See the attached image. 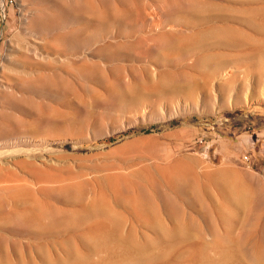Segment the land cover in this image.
Listing matches in <instances>:
<instances>
[{"label": "rangeland", "instance_id": "1", "mask_svg": "<svg viewBox=\"0 0 264 264\" xmlns=\"http://www.w3.org/2000/svg\"><path fill=\"white\" fill-rule=\"evenodd\" d=\"M1 3L0 264L264 246V0Z\"/></svg>", "mask_w": 264, "mask_h": 264}, {"label": "bare ground", "instance_id": "2", "mask_svg": "<svg viewBox=\"0 0 264 264\" xmlns=\"http://www.w3.org/2000/svg\"><path fill=\"white\" fill-rule=\"evenodd\" d=\"M219 179L225 186H228V189L231 193L234 192L235 195H237V197L240 198L241 202L243 203L246 202L247 196L244 194L245 193L243 190L244 185L241 182H239L227 169H223L220 171ZM98 210L108 218L114 219L115 217L113 213L108 211L107 209H98ZM38 211L30 212L26 218L28 220L37 221L38 219H40V217H42L41 211L39 212ZM54 218H55L54 215H49V219L53 220ZM242 244L243 243L241 237L233 238L229 235L221 236L219 252H218V256L215 258V262H217L218 264H229L233 260L238 259L244 253L249 257H251L253 260L261 264H264V246H257L251 244L250 246L244 248ZM77 263H78L77 260H74L71 264H77Z\"/></svg>", "mask_w": 264, "mask_h": 264}, {"label": "built area", "instance_id": "3", "mask_svg": "<svg viewBox=\"0 0 264 264\" xmlns=\"http://www.w3.org/2000/svg\"><path fill=\"white\" fill-rule=\"evenodd\" d=\"M4 11H5L4 3H1V5H0V21H3L5 18Z\"/></svg>", "mask_w": 264, "mask_h": 264}]
</instances>
